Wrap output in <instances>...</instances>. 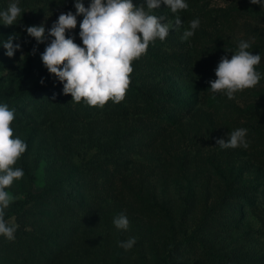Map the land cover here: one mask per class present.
Returning <instances> with one entry per match:
<instances>
[{
	"label": "rangeland",
	"instance_id": "374dc122",
	"mask_svg": "<svg viewBox=\"0 0 264 264\" xmlns=\"http://www.w3.org/2000/svg\"><path fill=\"white\" fill-rule=\"evenodd\" d=\"M12 2L0 0V11ZM82 2L90 7L91 0ZM185 2L187 9L173 13L133 0L173 27L132 62L124 100L103 107L73 101L42 61L54 39L49 30L61 13H77L76 0H19L17 23L0 20V105L14 110V137L27 144L14 166L24 176L8 191L15 199L5 209L14 213L6 223L21 229L24 218L12 205L24 198L23 188L35 194L52 188L59 198L51 208L47 202L48 208L34 204L27 211L35 225L25 229L32 253L0 251V264H46L47 250L65 245L57 264H158L170 252L166 264H264V128H248L264 126V7L250 0ZM83 18L77 15V27L66 33L82 47ZM193 19L200 25L184 40ZM29 26L45 27L43 43L28 35ZM13 36L21 48L9 57L3 43ZM242 40L261 55V80L230 100L213 93L210 82ZM238 128L248 130L247 149L217 145ZM121 214L129 220L126 230L113 223ZM41 228L46 233L38 237ZM17 233L5 241L19 242ZM133 237L131 249L119 246Z\"/></svg>",
	"mask_w": 264,
	"mask_h": 264
},
{
	"label": "clouds",
	"instance_id": "9594fccd",
	"mask_svg": "<svg viewBox=\"0 0 264 264\" xmlns=\"http://www.w3.org/2000/svg\"><path fill=\"white\" fill-rule=\"evenodd\" d=\"M250 2L264 7V0ZM161 4L173 13L188 8L185 0H147L150 10L159 8ZM75 7L76 14L70 11L61 13L49 30L48 35L54 39L42 54L43 64L51 74L59 78L64 93L71 94L73 101L79 103L85 100L93 107H103L110 100L120 103L131 84L130 76L134 70L132 62L147 53L151 42L157 38L165 40L173 25L162 23V17L149 14L143 6H135L133 0H91L87 8L82 0H76ZM22 12L19 0H14L6 10L0 11V20L4 25L16 24ZM81 14L84 17L80 23L83 47L66 36L68 31L77 27V15ZM181 24L180 17L176 16L175 26ZM199 25L200 20L193 19L182 38H191ZM26 31L38 42L43 43L46 39L44 26H29ZM16 38L10 37L3 43L9 57H13L21 48L20 44H13ZM250 47L249 42L242 40L231 59L227 56L222 58L215 70L217 79L210 82L213 93H225L231 100L235 99V93L259 84L261 74L256 67L260 64L261 55H254L249 51ZM212 98L215 99V96ZM14 120V110H10L7 104L0 105V235L9 241L15 239L17 226L6 223L5 209L15 197L5 189L14 180L24 176L23 169L14 166L27 150V144L19 137H14L11 127ZM247 132L245 128L231 131L229 139H218L217 145L222 149L240 146L247 149ZM113 223L118 229L126 230L129 227V220L123 214L115 218ZM135 244L136 239L133 237L120 242L119 246L129 250Z\"/></svg>",
	"mask_w": 264,
	"mask_h": 264
},
{
	"label": "trees",
	"instance_id": "16d2710c",
	"mask_svg": "<svg viewBox=\"0 0 264 264\" xmlns=\"http://www.w3.org/2000/svg\"><path fill=\"white\" fill-rule=\"evenodd\" d=\"M139 91H142V90H139ZM139 93H143L142 96L149 102V105H151L152 109H155L157 107V105H158L157 103L155 106H152L153 101L151 100L150 95H148L146 93V91L137 92L136 94H139ZM157 111L161 112L162 108H159ZM258 113H260L259 110H252L251 117L252 118L257 117L258 120H260V118L258 117ZM248 128H250V131L254 133L256 131H260V129L264 128V126L260 123H257L254 126H252V125L248 126ZM26 180H30V182H31V180H33V177L31 175H26ZM13 189H14V187L10 186L9 188H7L5 190L8 192V191H12ZM22 193L24 194V198L21 200L15 201L12 205V207L17 210L16 214H19L21 212L22 216H20V218L21 219H22V217L24 218L23 220H21V222H19V225H20L19 228H21V229H17L18 230L17 234H19V237L21 238V240L19 242H7V241H5L6 238L4 236L0 235V251H2V252H6V251L12 249L13 253H15V254L32 253V250L30 248L27 247L28 250H26V247H25L26 238H27L26 236L28 235L27 231L25 229H27L29 227L32 228L35 225L31 223V220H30L31 216H27L28 215L27 211L29 209H31L32 205H34V204L35 205L41 204V205H44V208L45 207L48 208L46 205L47 202H50L49 205L51 208L52 204L55 202V200L59 199L55 196L54 193H52V188L51 189H45V191L42 192L41 194H35L32 190L27 189V188H23ZM66 202H69V201H66ZM68 211H69V208H68ZM13 215H14L13 212H11V214H9L8 211H5V217H4L5 221L8 220ZM54 218H55L54 216L51 217L52 220H54ZM45 233L46 232L44 231V228H41L37 234L39 235L38 237H43ZM47 234L50 236V233H47ZM57 236H59V237H57ZM50 237H52L53 239L56 238V240L58 238V239H60V241L65 240L64 235L61 236V238H60V234H54L53 236H50ZM191 239L195 240L194 237H192ZM67 246H69V243H67ZM64 248H66V245H65V247H62L60 249H51V248L48 249L47 255L46 254L44 255V260L46 261V264H57L60 261H62L64 259V257H63L64 254L62 253V250ZM207 252H209V250ZM49 254H50V256H48ZM171 254H172V252H170L169 255H167L164 259L159 261L158 264H166L168 262Z\"/></svg>",
	"mask_w": 264,
	"mask_h": 264
}]
</instances>
